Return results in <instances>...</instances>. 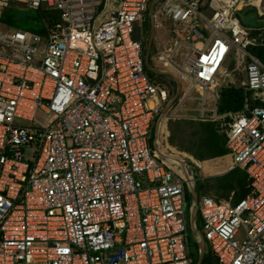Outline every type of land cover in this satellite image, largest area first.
I'll return each mask as SVG.
<instances>
[{"label": "built area", "instance_id": "2783aa9c", "mask_svg": "<svg viewBox=\"0 0 264 264\" xmlns=\"http://www.w3.org/2000/svg\"><path fill=\"white\" fill-rule=\"evenodd\" d=\"M113 1L0 0L59 13L46 35L0 29V264H193L197 174L156 151L169 120L216 123L226 173L250 179L237 203L201 197L196 241L217 264H264V64L250 52L264 28L241 19L264 17L260 0L156 2L155 29L173 28L155 69L181 84L164 117L171 91L145 65L154 0ZM225 89L243 92L240 110L219 113Z\"/></svg>", "mask_w": 264, "mask_h": 264}, {"label": "trees", "instance_id": "16d2710c", "mask_svg": "<svg viewBox=\"0 0 264 264\" xmlns=\"http://www.w3.org/2000/svg\"><path fill=\"white\" fill-rule=\"evenodd\" d=\"M116 2V0H114ZM17 3H10L9 6L0 12V25L9 29H21L33 32L40 35L47 34V28L51 29L56 22L59 21L58 12H48L43 8L33 10V14H28L17 8ZM28 8L27 6L21 4ZM31 9V8H30ZM255 10L246 11L245 18L242 20L243 25L252 26L254 19L257 18ZM108 18V13H105L100 18L103 22ZM263 21L256 23L259 28H264V17L259 18ZM257 21V20H256ZM147 27L150 32L149 20L147 17ZM253 35H258V32H253ZM264 38V29L262 32ZM250 52L264 64V45L250 49ZM148 75L150 72L147 70ZM160 78L168 79L172 86L171 95L174 96L176 91V83L169 75L159 76ZM152 78V77H151ZM160 83V81H158ZM163 85V84H162ZM166 87V86H165ZM167 88V87H166ZM172 96V97H173ZM170 96V98H172ZM244 95L241 90L225 89L220 94L218 104L219 113L236 112L242 107ZM256 105H264L261 102H255ZM161 140L163 149L170 155H177L183 159L191 160L199 166L198 173H201L207 167V174L212 176L222 173V175L210 178H197V190L204 195H209L211 192L215 194L217 200H227L233 194V202L237 203L244 199L250 193V179L247 173L240 169L227 172V168L231 162L229 152L226 149V138L224 134L218 132L216 123L195 122V121H164L161 127ZM176 149L177 154H173L168 146ZM171 147V148H172ZM176 164L182 163L175 161ZM205 174V175H207ZM214 174V175H213ZM197 192V191H196ZM201 196V197H202ZM201 197L198 201H200ZM189 214V212H188ZM200 219L197 215L196 222ZM201 221V219H200ZM202 226V225H201ZM195 253L193 256V264H197L199 259V245L194 241ZM201 264H217L216 258L210 250L206 252Z\"/></svg>", "mask_w": 264, "mask_h": 264}, {"label": "rangeland", "instance_id": "374dc122", "mask_svg": "<svg viewBox=\"0 0 264 264\" xmlns=\"http://www.w3.org/2000/svg\"><path fill=\"white\" fill-rule=\"evenodd\" d=\"M119 2H120V0H116V2L114 3V6L115 7H117L118 6V4H119ZM263 2H264V0H260L258 3H259V5H261V4H263ZM17 6V8L19 9V10H23V11H25L26 13H28V14H33L34 13V11L32 10V9H30V8H26V7H24V6H22L21 4H18V5H16ZM148 12H149V10H148ZM147 16H148V20H149V25L151 26V23H150V18H149V15L147 14ZM258 18V17H257ZM257 20V21H256ZM260 21H263L262 19H254V24L253 25H256V23H258V22H260ZM147 23L148 22H146V35H147V37H146V42H145V45H144V47H145V52H146V48H147V45H148V41H149V31H148V27H147ZM163 28L161 29V30H156L155 32H154V38H153V43H152V48H151V57H150V64L155 68H158L159 70H160V67L158 66V64L155 62V60H154V57L156 56V54H158V52H160V50L162 51V49H164L165 47H168L169 45H170V40H171V38H172V34H171V30H172V28H173V26H172V24H170V22L169 21H165L164 23H163ZM0 29H8V28H6V27H4V26H1L0 25ZM160 49V50H159ZM159 50V51H158ZM157 69V70H158ZM150 72V71H149ZM159 76H163V74H155V73H152V72H150V77H152V79L153 80H156L157 82L158 81H160V83H161V85L162 86H166L170 91H172V86H171V84L168 82V79H162V78H160ZM173 95H171V97H172ZM194 107H198V105L195 103L194 105H193ZM168 146V145H167ZM169 147V150L171 151V152H173V154H177V152H176V149H174L172 146H168ZM172 147V148H171ZM163 154H164V152H163ZM25 155L26 156H29V152L28 151H26L25 152ZM164 155H166V156H170V157H172V158H174V159H177V160H180L179 162H181L183 165H185V166H187V164H185L182 160H186V159H183V158H181V157H177V155H175V156H173V155H170V154H168L167 152H165V154ZM179 158H181V159H179ZM186 162H189V164L193 167V168H195V169H193L194 170V173H196L197 174V176H196V178H198V177H200V178H204L205 176H208V178H210V177H215V176H219V175H222V173H219V174H216V175H214V176H212V175H210V174H207V167H203L204 169L202 170V175H201V173H198V168H200L199 166H202V164L200 163H197V165L195 164V163H193V161H189V160H187ZM176 167L178 166V165H175ZM180 166V168H183V166L182 165H179ZM191 166H190V168H191ZM198 169V170H197ZM205 174H207V175H205ZM195 190L197 191L196 192V194H197V198H198V200H199V198L202 196V194L197 190V183H195ZM209 195H212V196H215V194H213L212 192L209 194ZM216 197V196H215ZM194 201H195V199H194V196H193V194L187 189V203H188V205L189 206H193L194 205ZM199 202V201H198ZM188 218H189V214H188ZM195 226H196V228H197V230L200 232L201 231V229H202V226H201V221H200V219H199V222L197 223H195ZM241 236L243 237L244 236V233H242L241 234ZM189 239H190V246H191V254H193L194 255V253H195V247H194V241L196 240L195 239V237H194V235L192 234V231H191V226H190V223H189ZM197 242V241H196ZM206 252H207V250L209 251V247H208V245L206 244ZM192 258H193V256H192Z\"/></svg>", "mask_w": 264, "mask_h": 264}, {"label": "water", "instance_id": "95a60500", "mask_svg": "<svg viewBox=\"0 0 264 264\" xmlns=\"http://www.w3.org/2000/svg\"><path fill=\"white\" fill-rule=\"evenodd\" d=\"M157 1L158 0H154L152 2L151 6H150V9H149V16H150V21H151V28L150 29L151 30H150V36H149L148 45H147L146 52H145V65H146L148 71H150L152 73H155V74L169 75L170 77H172L174 79V81L176 83L175 94L170 99L167 107L164 110V113H163V117H164L165 114L168 112L169 108L172 106V104L178 98L180 90H181V84L177 80V78H175L171 74H167V73L161 72V71L153 68L152 65L150 64L151 48H152L154 32H155L154 9H155V4H156ZM252 10H254L253 7H249L247 10H245L242 13V15H241V19L244 20L246 11H252ZM159 123H161V119L159 120ZM156 139H157V143L155 144V149L158 152V154L161 156L162 155L161 152L163 150H162V144H161L160 130H158V132L156 134ZM158 147H160L161 150L158 151ZM179 159H181V158H179ZM182 161L185 162L184 160H182ZM186 182H187V186H188L189 191L193 194L194 199H195L194 205L191 206V208L189 210V223H190V226H191V231H192L193 235H200V232L197 230V228L195 226V223H196V220H197V215H198V198H197L195 186H194L193 182H191L189 179ZM198 245H199V259H198L197 264H201L205 254H206V243L201 237H200V241L198 242Z\"/></svg>", "mask_w": 264, "mask_h": 264}, {"label": "bare ground", "instance_id": "6f19581e", "mask_svg": "<svg viewBox=\"0 0 264 264\" xmlns=\"http://www.w3.org/2000/svg\"><path fill=\"white\" fill-rule=\"evenodd\" d=\"M257 4L259 5V3L257 2ZM260 6V8H261V10H264V6H263V4H261V5H259ZM159 150H161L160 149V147H158V151ZM161 152V151H160ZM161 153H163V151L161 152ZM164 158L166 159V160H169V162H171V164L175 167V162L174 161H177V162H179L180 160H177V159H174V158H172V157H170V156H166V155H164ZM181 163V162H180ZM185 168H187L186 166H184ZM178 168V167H177ZM180 169V168H179ZM187 170V169H186ZM189 172H190V175L191 176H193L194 175V170L192 169V168H189Z\"/></svg>", "mask_w": 264, "mask_h": 264}, {"label": "crops", "instance_id": "0c3cea01", "mask_svg": "<svg viewBox=\"0 0 264 264\" xmlns=\"http://www.w3.org/2000/svg\"><path fill=\"white\" fill-rule=\"evenodd\" d=\"M113 2L115 3V1H113ZM17 4H19V3H17ZM114 7H115V6H114ZM149 9H150V8H149ZM148 15H149V14H148ZM149 18H150V16H149ZM150 23H151V21H150ZM150 28H151V26H150ZM150 30H151V29H150ZM160 30H161V29H160ZM155 31H156V30H155ZM149 33H150V32H149ZM149 36H150V34H149ZM159 50H160V49H159ZM159 50H158V51H159ZM160 51H161V50H160ZM174 162H175V161H174ZM175 165H177L176 162H175ZM184 166H185V165H183V168H184V169H187V168H185ZM175 167H176V166H175ZM177 167L180 168V166H177ZM206 249H207V248H206Z\"/></svg>", "mask_w": 264, "mask_h": 264}]
</instances>
